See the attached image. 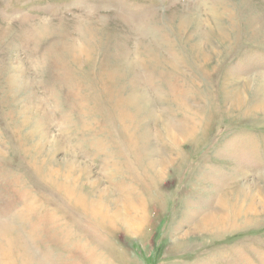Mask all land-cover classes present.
I'll list each match as a JSON object with an SVG mask.
<instances>
[{
    "label": "rangeland",
    "instance_id": "1",
    "mask_svg": "<svg viewBox=\"0 0 264 264\" xmlns=\"http://www.w3.org/2000/svg\"><path fill=\"white\" fill-rule=\"evenodd\" d=\"M0 264H264V0H0Z\"/></svg>",
    "mask_w": 264,
    "mask_h": 264
},
{
    "label": "bare ground",
    "instance_id": "2",
    "mask_svg": "<svg viewBox=\"0 0 264 264\" xmlns=\"http://www.w3.org/2000/svg\"><path fill=\"white\" fill-rule=\"evenodd\" d=\"M259 107V106H258ZM104 203H106L104 201ZM103 203V204H104ZM247 208V207H246ZM124 212V211H123ZM113 215L115 216V219L117 220L119 217H122V212L120 211V209H116L113 211ZM128 216V215H127ZM129 218V217H128ZM124 220V219H123ZM122 220V221H123ZM126 220V219H125ZM134 219H128V221H132ZM225 220V215L224 214H218V213H214L213 215H211L210 217L204 219V221H202L199 225H198V230L199 231H206L209 228L212 227H219L221 223H223ZM119 221V220H118ZM120 221V222H122ZM222 225V224H221ZM209 231V230H208Z\"/></svg>",
    "mask_w": 264,
    "mask_h": 264
}]
</instances>
